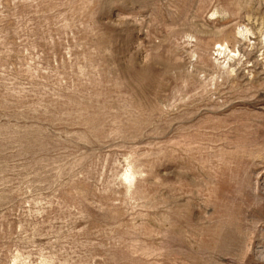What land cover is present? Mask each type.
Instances as JSON below:
<instances>
[{"label": "rangeland", "instance_id": "rangeland-1", "mask_svg": "<svg viewBox=\"0 0 264 264\" xmlns=\"http://www.w3.org/2000/svg\"><path fill=\"white\" fill-rule=\"evenodd\" d=\"M0 264H264V0H0Z\"/></svg>", "mask_w": 264, "mask_h": 264}, {"label": "bare ground", "instance_id": "bare-ground-1", "mask_svg": "<svg viewBox=\"0 0 264 264\" xmlns=\"http://www.w3.org/2000/svg\"><path fill=\"white\" fill-rule=\"evenodd\" d=\"M247 29V28H246ZM246 32V31H245ZM244 32V33H245ZM250 33V32H249ZM226 46V45H225ZM220 48H222V46H219ZM224 47V46H223ZM226 50H229V49H227V48H225ZM222 51H224V50H222ZM225 54V53H224ZM229 54V53H228ZM232 55V54H231ZM234 55V54H233ZM236 55V54H235Z\"/></svg>", "mask_w": 264, "mask_h": 264}]
</instances>
